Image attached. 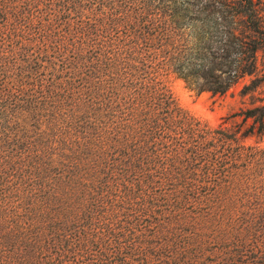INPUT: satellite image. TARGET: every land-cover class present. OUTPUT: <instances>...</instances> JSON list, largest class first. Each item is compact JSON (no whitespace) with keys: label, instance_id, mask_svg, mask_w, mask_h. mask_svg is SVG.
I'll return each mask as SVG.
<instances>
[{"label":"trees","instance_id":"1","mask_svg":"<svg viewBox=\"0 0 264 264\" xmlns=\"http://www.w3.org/2000/svg\"><path fill=\"white\" fill-rule=\"evenodd\" d=\"M262 9L0 0V264H264V97L212 128L160 79L263 86Z\"/></svg>","mask_w":264,"mask_h":264},{"label":"rangeland","instance_id":"2","mask_svg":"<svg viewBox=\"0 0 264 264\" xmlns=\"http://www.w3.org/2000/svg\"><path fill=\"white\" fill-rule=\"evenodd\" d=\"M253 1H258V6L263 8L261 12L263 14L264 0ZM254 63V74L259 77L264 73V49L255 52ZM252 77V75L242 76L222 94H211L208 91L196 93L194 90L186 88L182 80L177 78L173 73H166L160 79L174 104L185 110L195 120L205 123L212 128L217 125L228 128L239 124V130H243L250 124V119L242 122L241 116L237 113L245 108L262 103L259 99L264 97V85L247 93L241 91L243 85L247 84ZM240 142L244 146L264 147V133H253L242 138ZM223 224L224 222L222 221L218 228L209 226L204 231L209 232L213 229H222L224 227ZM236 227H240V225L235 223L233 229ZM213 247L214 244L212 243L207 245L208 249H212Z\"/></svg>","mask_w":264,"mask_h":264}]
</instances>
